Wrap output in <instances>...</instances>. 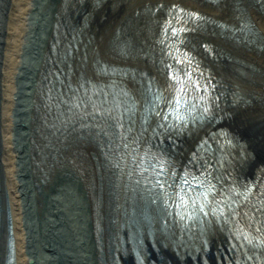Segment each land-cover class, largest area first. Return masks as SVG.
Wrapping results in <instances>:
<instances>
[{
  "label": "bare ground",
  "instance_id": "obj_1",
  "mask_svg": "<svg viewBox=\"0 0 264 264\" xmlns=\"http://www.w3.org/2000/svg\"><path fill=\"white\" fill-rule=\"evenodd\" d=\"M262 226L264 0H0V264H264Z\"/></svg>",
  "mask_w": 264,
  "mask_h": 264
},
{
  "label": "snow or ice",
  "instance_id": "obj_2",
  "mask_svg": "<svg viewBox=\"0 0 264 264\" xmlns=\"http://www.w3.org/2000/svg\"><path fill=\"white\" fill-rule=\"evenodd\" d=\"M175 103L179 104V103H180V101H179V100H176V101H175Z\"/></svg>",
  "mask_w": 264,
  "mask_h": 264
}]
</instances>
